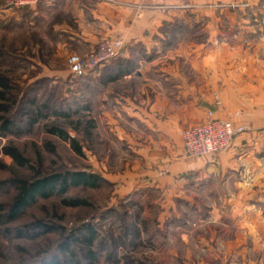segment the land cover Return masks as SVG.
Returning a JSON list of instances; mask_svg holds the SVG:
<instances>
[{
    "label": "rangeland",
    "instance_id": "374dc122",
    "mask_svg": "<svg viewBox=\"0 0 264 264\" xmlns=\"http://www.w3.org/2000/svg\"><path fill=\"white\" fill-rule=\"evenodd\" d=\"M20 10L5 9L0 0V53L21 61L16 63L0 55V79L7 80L9 86L7 100L0 101L5 107L0 118H14L23 124L0 136V206L12 205L17 194L13 182L31 181L35 174L87 171L104 181L95 188L68 189L64 198L83 199L87 203L84 207H64L62 198L56 196L36 198L15 220L0 224V264H23L60 241L62 231L32 240L10 239L4 234L6 228L38 221L58 225L66 232L92 223L97 233L93 245L95 264H264V225H241L244 210L227 205L230 200L251 205L264 202V133L245 131L251 143L243 145L244 150L257 158L241 163L234 176H227L231 179L214 173L201 186L198 182L194 187L191 173L179 179L168 178L172 157L165 153L146 155L145 150L138 153L140 146L131 144L128 138L144 136L145 129L133 128L115 114L105 112L97 88L92 84L86 88L85 78L70 75L68 58L79 52L65 37L59 38L60 33L53 28L62 19L63 25L73 28L72 18L62 14L58 17L50 10H42L34 18L27 9L25 13L21 11L25 16L20 14L18 18ZM115 40L119 39H104L98 44ZM81 54L77 56L88 55ZM220 55L241 57V51L225 54L223 50ZM25 60L28 64H24ZM234 68L238 75H231L230 83L241 89V65ZM221 69L219 73L225 72L224 67ZM41 78L48 80L40 81ZM77 96L89 103L88 111L81 114L78 131L73 122L79 115L71 119L72 123L61 124L70 138L77 140L80 156L70 143L45 133L44 128L55 121L53 117L38 118L32 129L25 126L27 112L36 116L31 100L41 103L48 99L53 108L60 99L70 102ZM212 100L216 106L220 104L216 94ZM115 118L123 128L114 127L110 120ZM88 121L92 125L87 128ZM232 147L220 154L228 153ZM9 148L17 149L26 167L17 166L4 154ZM223 180L228 181L224 187ZM203 185L206 189H202ZM251 212V216L259 213L264 217V208L255 205Z\"/></svg>",
    "mask_w": 264,
    "mask_h": 264
},
{
    "label": "crops",
    "instance_id": "0c3cea01",
    "mask_svg": "<svg viewBox=\"0 0 264 264\" xmlns=\"http://www.w3.org/2000/svg\"><path fill=\"white\" fill-rule=\"evenodd\" d=\"M227 1L247 5L217 9L209 7L215 0H41L26 9L34 18L42 10L72 18L74 29L62 19L53 30L75 45L77 55L92 53L104 39L123 40L118 59L84 77L86 88L91 84L97 88L105 112L145 129L144 136L128 138L145 148H138V153L171 156L167 177L191 173L196 187L214 173L234 176L241 163L257 157L244 150L251 138L243 133L226 154L186 160L182 130L198 126L211 112L215 119L264 133V0ZM22 10L18 18L25 16ZM223 50L225 54L240 50L241 57L222 56ZM237 64L241 89L230 83ZM223 67L225 72L219 73ZM110 121L116 129L122 127L117 118ZM223 181L222 187L228 183ZM227 205L244 210L241 225H264L259 213L251 216V209L264 208V202L230 200Z\"/></svg>",
    "mask_w": 264,
    "mask_h": 264
},
{
    "label": "trees",
    "instance_id": "16d2710c",
    "mask_svg": "<svg viewBox=\"0 0 264 264\" xmlns=\"http://www.w3.org/2000/svg\"><path fill=\"white\" fill-rule=\"evenodd\" d=\"M26 9V8H23ZM170 25H167V27ZM4 59H13L16 63L21 61L10 54L0 53ZM10 57V58H9ZM22 64V63H21ZM24 64H28L25 60ZM97 73V70L92 73ZM83 77V78H84ZM48 80V78H41L40 81ZM8 81L4 78L0 79V101L7 100ZM51 95V94H50ZM30 104L36 110V116H31L27 112V120L25 126L28 129H32L38 118L55 119L50 125L44 128L45 133L50 136L57 137L62 141L70 143V146L74 153L78 156L82 155V150L74 138H70L66 129H64L61 123H68L75 116L79 115L76 123L73 122L75 131L79 125H81V114L83 111H88L89 103L84 100L83 97H76L72 101L59 100L54 103V107L49 106L48 99L39 103L36 100H31ZM66 107V108H65ZM5 111V107L0 104V113ZM14 122V123H13ZM14 118H7L3 120L0 118V136H4L9 132H13L15 129H19V124ZM72 123V122H70ZM17 128H13L14 125ZM87 128L92 125V122L86 123ZM4 154L9 156L17 166L26 167V162L22 155L15 148H9L4 150ZM104 179L101 176L90 173L87 171H65L48 175L35 174V177L31 181L18 180L12 183L13 188L16 189V196L12 205L5 207L0 206V224L3 222H9L15 220L36 198L46 199L52 196H56L61 199V204L64 207H84L87 205L83 199H66L64 195L70 188H95ZM7 186V185H6ZM60 233V241L51 249L41 253L38 257L32 258L23 264H95L96 252L93 251L94 241L96 240V229L92 223L84 224L66 232L60 226L49 223L47 221H38L28 225L16 226L13 228H6L4 234L7 238L14 239H29L32 240L40 235L48 233Z\"/></svg>",
    "mask_w": 264,
    "mask_h": 264
},
{
    "label": "built area",
    "instance_id": "2783aa9c",
    "mask_svg": "<svg viewBox=\"0 0 264 264\" xmlns=\"http://www.w3.org/2000/svg\"><path fill=\"white\" fill-rule=\"evenodd\" d=\"M41 0H2V5L8 10L32 8ZM217 9H238L245 7L233 1L215 0L213 4ZM123 49V40L113 42L103 41L98 44L96 50L85 57L72 55L68 58L70 75L80 79L87 73L99 70L108 62L118 59ZM247 128L233 126L231 123L213 118L211 112L207 113L206 120L192 128L184 129L181 133L183 155L189 159L211 157L227 152L233 143V139Z\"/></svg>",
    "mask_w": 264,
    "mask_h": 264
}]
</instances>
